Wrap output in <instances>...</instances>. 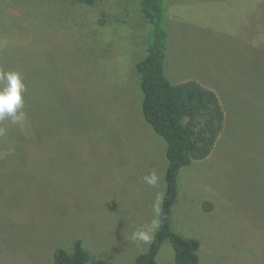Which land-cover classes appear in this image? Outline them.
<instances>
[{"label":"rangeland","instance_id":"374dc122","mask_svg":"<svg viewBox=\"0 0 264 264\" xmlns=\"http://www.w3.org/2000/svg\"><path fill=\"white\" fill-rule=\"evenodd\" d=\"M142 1L0 0V69L27 87L23 117L0 121V264H55L79 241L90 264H136L149 250L159 228L150 243L130 237L159 219L168 144L142 112ZM178 2L166 76L214 90L226 122L210 157L182 169L172 229L199 240V264H264V18L224 34L189 23ZM174 256L167 240L157 264Z\"/></svg>","mask_w":264,"mask_h":264},{"label":"trees","instance_id":"16d2710c","mask_svg":"<svg viewBox=\"0 0 264 264\" xmlns=\"http://www.w3.org/2000/svg\"><path fill=\"white\" fill-rule=\"evenodd\" d=\"M75 1L84 6L96 2ZM140 8L151 27L147 55L136 66L144 94L142 112L145 121L168 144V168L160 226L149 250L137 257L136 264H157V256L167 240L173 246L176 264H199L201 243L173 231L172 213L182 169L210 157L225 128L226 114L214 90L195 81L173 84L166 76L169 0H143ZM203 208L212 210L208 203ZM54 261L55 264H90L92 256L79 241L73 253L56 251Z\"/></svg>","mask_w":264,"mask_h":264},{"label":"crops","instance_id":"0c3cea01","mask_svg":"<svg viewBox=\"0 0 264 264\" xmlns=\"http://www.w3.org/2000/svg\"><path fill=\"white\" fill-rule=\"evenodd\" d=\"M264 0H179L177 11L180 16H188L189 23L216 29V32L231 34V24L243 22L245 25H251L250 16L258 15L256 26L264 18L261 14ZM253 31H249L243 35ZM236 34V33H235ZM260 40L253 48L259 49Z\"/></svg>","mask_w":264,"mask_h":264},{"label":"clouds","instance_id":"9594fccd","mask_svg":"<svg viewBox=\"0 0 264 264\" xmlns=\"http://www.w3.org/2000/svg\"><path fill=\"white\" fill-rule=\"evenodd\" d=\"M27 92V87L23 83L21 74L17 71H4L0 69V121L10 119L12 123L18 122L23 117L24 99L23 94ZM3 130L0 129V132ZM144 182L155 187L158 183V176L155 172L143 177ZM159 200V197H158ZM154 211L159 216V203L153 205ZM160 226L158 218H154L147 230H136L130 239L143 243H150L152 233Z\"/></svg>","mask_w":264,"mask_h":264}]
</instances>
